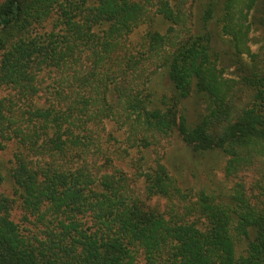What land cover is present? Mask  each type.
I'll list each match as a JSON object with an SVG mask.
<instances>
[{
  "label": "trees",
  "instance_id": "obj_1",
  "mask_svg": "<svg viewBox=\"0 0 264 264\" xmlns=\"http://www.w3.org/2000/svg\"><path fill=\"white\" fill-rule=\"evenodd\" d=\"M197 2H0V147L13 145L0 264H264V51L248 44L264 0ZM157 72L169 89L156 103ZM192 92L206 112L190 123ZM173 133L224 155L225 192L177 184L157 150Z\"/></svg>",
  "mask_w": 264,
  "mask_h": 264
},
{
  "label": "rangeland",
  "instance_id": "obj_2",
  "mask_svg": "<svg viewBox=\"0 0 264 264\" xmlns=\"http://www.w3.org/2000/svg\"><path fill=\"white\" fill-rule=\"evenodd\" d=\"M1 1L2 0H0V2ZM197 1V3L200 4L206 0ZM215 1L220 4L222 0ZM154 26L159 32H163L166 23L163 19L156 16L154 19ZM207 28L214 32L211 40L212 46L219 54L217 59L218 66L221 65L223 67V74L225 76L235 77L233 65L225 59V55L223 54L229 49L226 42L227 38L220 35L217 27L208 25ZM136 36L137 34L133 36V39L136 38ZM249 36L250 40L248 44L251 50L255 51L262 46V51H264V34L260 27L252 25L249 30ZM150 80L149 85L154 94L152 98L157 103L161 93L168 90L169 85L160 72L154 74ZM4 93L5 90L0 87V96ZM180 105L184 107L186 118L190 123L196 122L200 116L206 112V99L204 96L195 92H192L188 97L183 99ZM106 126L109 129V125ZM12 149L13 145L11 142L4 143V146L2 148L0 147V191L8 196H12L11 181L8 176V169L12 163ZM157 150L160 153L162 158L161 161L165 165L169 174L182 188H202L206 191H211L215 188L225 192L231 183L235 181V178L224 177L221 169L224 163V155L222 153L195 154L174 133L170 137L162 139L161 146H159ZM149 157H152V155H150L149 151H146V159L148 160ZM127 161V158L118 160L115 157H112L111 159L113 165L119 167L126 174H129L131 167H128L126 164ZM136 185L137 188H140V181H138ZM146 202L151 206H156L160 210L164 205V200L157 197H150ZM10 217L13 221L17 223L20 222L21 214L17 207H13L10 212Z\"/></svg>",
  "mask_w": 264,
  "mask_h": 264
}]
</instances>
